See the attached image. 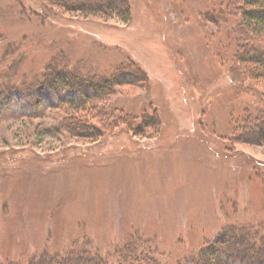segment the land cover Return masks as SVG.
<instances>
[{"label": "rangeland", "instance_id": "obj_1", "mask_svg": "<svg viewBox=\"0 0 264 264\" xmlns=\"http://www.w3.org/2000/svg\"><path fill=\"white\" fill-rule=\"evenodd\" d=\"M27 1L48 16L30 18L19 0H0V35L26 50L18 76L40 73L54 57L88 74L134 58L149 83L120 86L99 103L117 118L137 112L160 122L136 134L91 112L102 133L89 138L61 127L64 112L51 105L33 116L4 109L2 260L89 237L108 250L140 232L175 264L225 227L264 229V136L248 140L237 126L245 108L264 109V78L257 69L243 81L231 76L241 18L220 16L224 0H129L128 20ZM37 31L59 39L48 45L31 36ZM232 258L221 257L243 264Z\"/></svg>", "mask_w": 264, "mask_h": 264}, {"label": "trees", "instance_id": "obj_2", "mask_svg": "<svg viewBox=\"0 0 264 264\" xmlns=\"http://www.w3.org/2000/svg\"><path fill=\"white\" fill-rule=\"evenodd\" d=\"M50 1L68 11L117 15L124 20L129 19L131 11L129 0ZM19 3L28 9L30 18L48 16V10L42 4L35 8L27 0H19ZM219 11L225 21L236 14L241 18L235 24L238 46L235 64L231 68L233 79L243 81L254 74L256 69L264 78V0H224ZM31 36L40 38L41 42L48 45L59 39L58 35H43L39 31ZM0 38L6 39L0 44V117L8 109L33 116L37 115L38 108L51 105L64 112L61 127L72 134L89 138L102 133V129L89 121L91 112H95V117L99 119L103 116L116 124L122 122L132 127L131 130L136 134L145 133L146 127L152 128V125L159 124L156 116H139L137 112L114 117L106 103H99L105 101L120 86L149 83L148 73L134 58L113 69L88 74L87 69L70 67L72 65L67 56L61 60L54 57L45 63L40 73L35 71L18 76L21 63L25 61L26 50L21 47L23 42L18 39L7 40L3 35ZM238 122L237 126L248 140H258L264 136V109L251 112L245 108L238 117ZM244 226L234 224L225 227L198 252H193V255L175 264H227L224 261L226 257H233L232 260L243 264H264V229ZM82 242L86 243L85 246ZM161 248L154 239L135 232L122 242L116 241L108 250L89 237L84 241L77 239L62 250L43 251L27 258L28 260L14 254L10 261H4L0 257V264H171L164 258ZM222 256L225 259H221Z\"/></svg>", "mask_w": 264, "mask_h": 264}, {"label": "bare ground", "instance_id": "obj_3", "mask_svg": "<svg viewBox=\"0 0 264 264\" xmlns=\"http://www.w3.org/2000/svg\"><path fill=\"white\" fill-rule=\"evenodd\" d=\"M245 264H248L247 262Z\"/></svg>", "mask_w": 264, "mask_h": 264}]
</instances>
